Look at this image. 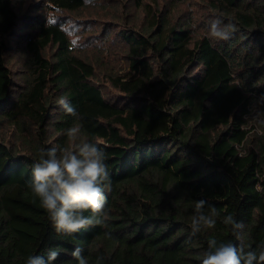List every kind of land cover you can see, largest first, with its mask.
<instances>
[{
	"label": "trees",
	"instance_id": "trees-1",
	"mask_svg": "<svg viewBox=\"0 0 264 264\" xmlns=\"http://www.w3.org/2000/svg\"><path fill=\"white\" fill-rule=\"evenodd\" d=\"M105 1L47 0L40 14L0 0V264L49 249L53 264H77V248L88 264H200L210 239L255 249L264 242V0H110L106 20L92 22ZM214 19L235 26L229 39L209 37ZM75 123L106 152L109 220L67 235L27 181L41 149L72 147L64 133ZM200 199L218 216L193 235ZM228 214L243 223L238 233Z\"/></svg>",
	"mask_w": 264,
	"mask_h": 264
},
{
	"label": "clouds",
	"instance_id": "clouds-1",
	"mask_svg": "<svg viewBox=\"0 0 264 264\" xmlns=\"http://www.w3.org/2000/svg\"><path fill=\"white\" fill-rule=\"evenodd\" d=\"M234 30V25L214 19L209 25L208 35L216 40H227ZM57 103L65 113L76 115L75 108L66 98H58ZM81 129L82 125L75 123L65 130L64 135L73 142L72 147L54 144L41 149L39 159L31 166V177L27 181L31 192L46 211L52 227L59 234L71 235L89 225H106L109 220L105 196V191L110 190L107 155L99 143L82 140ZM85 212L91 215H85ZM217 216L216 208L208 205L206 200L195 201L191 218L192 234L205 228H214ZM223 223L231 226L234 233L244 228L243 223L235 220L231 214L223 218ZM106 236L110 238V234L106 233ZM71 254L77 264H88L80 248ZM58 256L56 250L49 249L47 257L30 255L26 264H53ZM101 260L98 258L97 264H101ZM200 264H264V242L255 249H246L242 245L238 247L231 242L210 239L207 250L200 257Z\"/></svg>",
	"mask_w": 264,
	"mask_h": 264
},
{
	"label": "rangeland",
	"instance_id": "rangeland-1",
	"mask_svg": "<svg viewBox=\"0 0 264 264\" xmlns=\"http://www.w3.org/2000/svg\"><path fill=\"white\" fill-rule=\"evenodd\" d=\"M24 2V8H26L27 6H31V7H34V8H36L37 10H38V13H40V14H43L44 12H45V10L44 9H41L40 7H43V8H48V3H47V0H17V2ZM150 1H155V0H150ZM116 2H118V1H110V0H106L105 2H104V4L106 5L105 7L107 8L106 10H104V12L103 13H100L99 14V16H97V15H95V14H93V15H88L87 17L90 19V20H92V22H96V19H102V20H106V18H107V14L109 13V8H112L113 6H115L116 5ZM47 13H49L50 15H53V14H55V13H53L52 11H48ZM139 14V13H138ZM136 16V15H135ZM140 16V15H139ZM62 17V15H60V17L59 18H61ZM141 17V16H140ZM99 28H97V29H92L91 28V31L90 32H88L89 34H91V32L92 31H95V34H97L98 32H99ZM82 52V51H81ZM84 52V51H83ZM11 61H10V65H14V63H15V61H17L18 62V54H17V52H15V53H13L12 55H11Z\"/></svg>",
	"mask_w": 264,
	"mask_h": 264
}]
</instances>
